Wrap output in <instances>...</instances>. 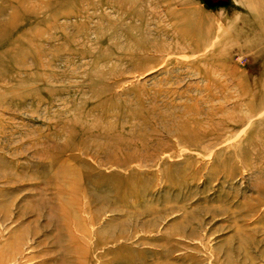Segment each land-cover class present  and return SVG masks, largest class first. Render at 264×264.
<instances>
[{
  "label": "rangeland",
  "instance_id": "obj_1",
  "mask_svg": "<svg viewBox=\"0 0 264 264\" xmlns=\"http://www.w3.org/2000/svg\"><path fill=\"white\" fill-rule=\"evenodd\" d=\"M0 29V264H264V0H0Z\"/></svg>",
  "mask_w": 264,
  "mask_h": 264
},
{
  "label": "bare ground",
  "instance_id": "obj_2",
  "mask_svg": "<svg viewBox=\"0 0 264 264\" xmlns=\"http://www.w3.org/2000/svg\"><path fill=\"white\" fill-rule=\"evenodd\" d=\"M139 2V1H138ZM153 2V1H152ZM154 4V3H153ZM166 4V3H165ZM164 6V5H163ZM165 8V7H164ZM165 10V9H164ZM155 12V11H154ZM206 26V25H205ZM201 28V27H200ZM209 28V27H208ZM183 32H184V30L185 29H181ZM191 30V29H190ZM0 31H2V29H0ZM186 31V30H185ZM207 31V30H206ZM164 32V31H163ZM207 33H208V31H207ZM150 49V48H149ZM237 122H239V121H237Z\"/></svg>",
  "mask_w": 264,
  "mask_h": 264
}]
</instances>
